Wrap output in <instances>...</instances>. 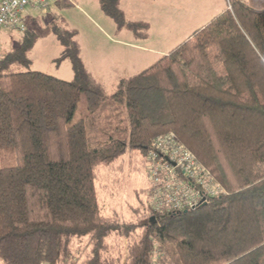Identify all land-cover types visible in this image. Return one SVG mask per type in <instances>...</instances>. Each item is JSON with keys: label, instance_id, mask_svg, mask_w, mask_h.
<instances>
[{"label": "trees", "instance_id": "obj_1", "mask_svg": "<svg viewBox=\"0 0 264 264\" xmlns=\"http://www.w3.org/2000/svg\"><path fill=\"white\" fill-rule=\"evenodd\" d=\"M98 2L120 30L148 36L150 24L128 20L120 0ZM227 2L112 94L62 17L2 53L0 264H76L75 239L86 242L82 264H264V6ZM48 32L63 48L56 61L71 62L70 81L30 69ZM79 100L88 113L74 120ZM171 132L224 192L188 211L156 212L148 198L130 212L104 207L98 170L136 151L144 172L153 141ZM8 149L14 163L3 165ZM122 241L126 253L115 255Z\"/></svg>", "mask_w": 264, "mask_h": 264}, {"label": "rangeland", "instance_id": "obj_2", "mask_svg": "<svg viewBox=\"0 0 264 264\" xmlns=\"http://www.w3.org/2000/svg\"><path fill=\"white\" fill-rule=\"evenodd\" d=\"M245 1L255 8L264 6V0ZM75 2L70 1V5L56 9L55 17L48 16L31 26L41 30L62 16L65 27L78 31L84 61L92 76L105 87L108 94L117 90L122 78L138 74L153 65L162 55L171 52L209 23L228 4L227 0H123L128 17L143 19L151 24L149 37L141 38L127 28L120 30L115 21L103 12L98 0ZM12 32L15 37L17 31ZM0 48L7 51L12 46L0 39ZM61 52L62 45L57 36L48 32L39 38L31 50L33 64L30 69L72 80L70 61H56ZM87 113L84 101L79 100L73 119L84 117ZM9 150L12 151L8 149L1 152L3 165L14 163V158H4ZM135 152L112 167H101L98 170L97 191L101 204L107 206L108 210L129 209L130 212L134 206L139 205L140 200L148 198L149 203L151 201L147 169L143 172L140 153ZM85 243L78 239L74 241V258H78L76 264H82L86 258L83 251ZM119 247L121 250L115 251V255L126 253L125 241Z\"/></svg>", "mask_w": 264, "mask_h": 264}, {"label": "built area", "instance_id": "obj_3", "mask_svg": "<svg viewBox=\"0 0 264 264\" xmlns=\"http://www.w3.org/2000/svg\"><path fill=\"white\" fill-rule=\"evenodd\" d=\"M58 1L0 0V33L3 30L25 32L26 8L44 12ZM146 169L150 205L156 212L195 210L224 192L222 185L173 132L153 141L146 154Z\"/></svg>", "mask_w": 264, "mask_h": 264}, {"label": "crops", "instance_id": "obj_4", "mask_svg": "<svg viewBox=\"0 0 264 264\" xmlns=\"http://www.w3.org/2000/svg\"><path fill=\"white\" fill-rule=\"evenodd\" d=\"M70 1L71 2H73L74 4H76V2H75V0H59L54 6H52L49 10H47V11H44V12H42V11H36V10H33V9H31V8H26V10L24 11V19H25V21H26V23H27V26H28V28H30V27H32L31 26V24H37V23H39L42 19H44V18H47L48 16H54L55 17V10L56 9H58L59 7H61L59 4L60 3H63V2H67V3H69V5H70ZM120 4H121V7H122V9L124 10V12H125V14H126V17H127V19L128 20H130V21H145V22H148L149 24H150V22L149 21H146V20H143V19H137L136 17H128V15H127V11H126V8L124 7V5H123V0H120ZM59 17H62V16H59ZM53 20V19H52ZM150 27H151V24H150ZM33 28V27H32ZM16 33V35H17V37L18 38H16L15 39V37H16V35H15V37L12 35L13 34V32L12 31H10V30H3L1 33H0V39L1 40H3L4 42H6L9 46H12V49L11 50H13V49H15L17 46H18V44H19V42H20V40H21V38H22V36H23V33H20V32H15ZM149 34V33H148ZM135 35V34H134ZM150 35V34H149ZM149 35L146 37V38H148L149 37ZM136 36V35H135ZM39 40V39H38ZM38 40L36 41V43L38 42ZM78 40H79V38H78ZM35 43V44H36ZM80 43V42H79ZM35 44H34V46H35ZM33 46V47H34ZM81 46V45H80ZM14 47V48H13ZM63 49V48H62ZM10 49L9 50H7V51H4V50H2L1 49V51H2V53H6V52H9V51H11ZM32 50V49H31ZM31 51L29 52V57L31 58V60H32V64H33V58H32V56H31ZM165 55V54H164ZM81 56H82V49H81ZM163 56V55H162ZM161 56V57H162ZM82 58H83V56H82ZM65 60H68V59H65ZM70 61V60H69ZM83 61H84V58H83ZM84 63H85V61H84ZM32 64H31V66H32ZM70 64H71V62H70ZM85 65H86V63H85ZM86 67H87V65H86ZM71 68H72V65H71ZM87 69L89 70V68L87 67ZM33 70V69H32ZM39 71V70H38ZM73 71V70H72ZM89 72L91 73V71L89 70ZM92 74V73H91ZM73 77H74V73H73Z\"/></svg>", "mask_w": 264, "mask_h": 264}, {"label": "water", "instance_id": "obj_5", "mask_svg": "<svg viewBox=\"0 0 264 264\" xmlns=\"http://www.w3.org/2000/svg\"><path fill=\"white\" fill-rule=\"evenodd\" d=\"M156 217H153L152 219H155Z\"/></svg>", "mask_w": 264, "mask_h": 264}]
</instances>
